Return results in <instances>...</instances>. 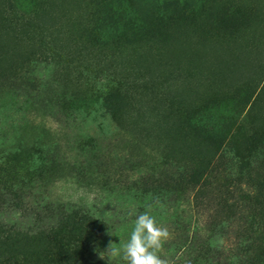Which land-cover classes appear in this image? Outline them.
I'll return each mask as SVG.
<instances>
[{
	"label": "rangeland",
	"instance_id": "rangeland-1",
	"mask_svg": "<svg viewBox=\"0 0 264 264\" xmlns=\"http://www.w3.org/2000/svg\"><path fill=\"white\" fill-rule=\"evenodd\" d=\"M140 1L144 5L150 0ZM153 1L176 6L144 18V7L131 0L112 6L101 0H16V10L0 1V130L11 121L31 119L36 128L48 127L58 136L35 130L25 136L29 144L44 137L48 147H59L58 157L69 166L87 164L91 156L114 159L116 165L120 160L119 168L131 177L136 173L129 170L128 159L136 158L131 157L133 147L125 144L131 135L169 149L179 146L176 154L181 158L202 156L208 137L187 127L190 123L194 128V112L203 116L210 111L207 107L217 106L213 119L218 123L213 122L210 135L232 125L241 129L235 132L245 128L262 143L264 0ZM133 28L140 32L131 35ZM23 90H34L29 101L39 106L16 114ZM108 93L125 99L115 104L111 115L98 101ZM56 95L91 106L68 112L58 124L46 117L56 104L53 100L47 105L46 100ZM240 97L246 105L236 112V122L219 113L224 112L223 103ZM2 133L0 166L24 174L33 162L31 155L25 151L7 156L13 148L2 136L18 137V132ZM256 167L253 176L264 179V163ZM94 190L80 187L72 176L50 186L56 198L76 204H90ZM37 192L36 186L31 196L21 199L23 204H31ZM0 220L21 230L35 223L8 201L0 203ZM127 235L125 230L109 235L98 253L106 251L109 242H126ZM261 235L264 238V229ZM0 264L25 263L20 256L0 252Z\"/></svg>",
	"mask_w": 264,
	"mask_h": 264
},
{
	"label": "trees",
	"instance_id": "trees-1",
	"mask_svg": "<svg viewBox=\"0 0 264 264\" xmlns=\"http://www.w3.org/2000/svg\"><path fill=\"white\" fill-rule=\"evenodd\" d=\"M0 1L16 10V0ZM101 1L112 6L122 0ZM131 1L144 7L140 8L144 18L158 17L167 7L176 6L170 2L154 4L153 0L144 5L140 0ZM139 32L140 29L133 28L131 35ZM23 91L16 114L28 108L33 112L39 106L29 101L34 90ZM53 100L56 104L49 107L46 117L58 124L68 112L91 106L57 95L46 100V104ZM124 100L118 94L108 93L98 101L111 115L115 104ZM222 105L224 112L219 113L228 114L236 122V112L246 105V99L240 97ZM216 107H207L210 111L203 116L196 110L194 128L188 124V132L208 137L207 150L202 149V156L195 158H181L176 154L179 146L169 149L144 136L131 135L128 140L127 132L125 144L133 147L132 155L136 152L131 155L135 162L128 159L129 170L135 171V177L119 168L120 160L116 165L114 159L101 156H91L84 165L69 166L58 157L56 144L48 147L42 141L44 137L29 144L25 138L35 130L42 136H58L57 132L45 126L36 128L31 119L11 121L0 130L18 132V137L11 133L2 136L4 144L13 148L7 156L26 151L33 162L24 174L0 166V203L8 201L12 207H20L23 216L35 223L34 227L21 230L0 220V252L20 256L25 264H122L115 257L111 262L101 259V243L119 230L127 231V241L136 217L150 210L171 233L160 250L171 264H264V248L260 247L264 240V179L260 176L256 180L253 176L256 165L264 163V138L259 144L250 131L244 128L235 132L241 129H233L232 125L218 135H210L215 129L213 122L218 123L213 119ZM83 141L88 144V139ZM194 143L197 144L196 140ZM71 176L80 187L95 189L90 204L67 202L51 193L54 182ZM36 186L39 192L31 204H23L21 199L31 196Z\"/></svg>",
	"mask_w": 264,
	"mask_h": 264
},
{
	"label": "clouds",
	"instance_id": "clouds-1",
	"mask_svg": "<svg viewBox=\"0 0 264 264\" xmlns=\"http://www.w3.org/2000/svg\"><path fill=\"white\" fill-rule=\"evenodd\" d=\"M170 237L169 229L158 223L150 210H146L136 217L128 240L119 244L109 242L106 251L100 253V258H107L111 262L115 257L122 264H171L160 255V250Z\"/></svg>",
	"mask_w": 264,
	"mask_h": 264
}]
</instances>
